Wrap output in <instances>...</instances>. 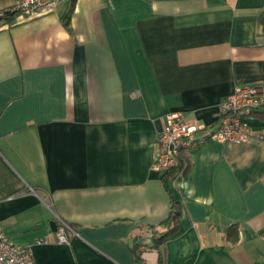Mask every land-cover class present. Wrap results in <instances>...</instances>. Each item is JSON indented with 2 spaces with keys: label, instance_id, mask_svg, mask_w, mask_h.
<instances>
[{
  "label": "crops",
  "instance_id": "1",
  "mask_svg": "<svg viewBox=\"0 0 264 264\" xmlns=\"http://www.w3.org/2000/svg\"><path fill=\"white\" fill-rule=\"evenodd\" d=\"M15 4L0 0V15ZM236 87L264 100V0H59L35 19L3 16V234L35 264H264V141L184 152L169 184L178 230L153 249L147 229L170 210L152 169L165 116L206 136ZM246 123L264 130L253 114Z\"/></svg>",
  "mask_w": 264,
  "mask_h": 264
},
{
  "label": "built area",
  "instance_id": "2",
  "mask_svg": "<svg viewBox=\"0 0 264 264\" xmlns=\"http://www.w3.org/2000/svg\"><path fill=\"white\" fill-rule=\"evenodd\" d=\"M59 0H16L8 11L16 12L18 20H31L53 11ZM264 104L261 90L257 87H236L220 101L217 114V129L206 136L196 135L204 129L196 120H189L182 113H169L165 116L162 129L155 136V155L152 169L160 175L172 169L180 156L194 149L206 138L222 143H253L264 141V130H253L247 123L250 117ZM56 242H68L70 225L56 217ZM48 242L47 240L37 241ZM0 264H35L28 246L13 244L3 234L0 226Z\"/></svg>",
  "mask_w": 264,
  "mask_h": 264
},
{
  "label": "trees",
  "instance_id": "3",
  "mask_svg": "<svg viewBox=\"0 0 264 264\" xmlns=\"http://www.w3.org/2000/svg\"><path fill=\"white\" fill-rule=\"evenodd\" d=\"M10 15L13 17L17 16L16 12L6 11L0 15V18L3 16ZM69 18V13L64 18V24L67 25ZM257 118L264 122V113L263 112H253ZM181 157V156H180ZM188 169V161L184 158H179L177 164L172 169H169L167 172L161 174V179L165 183L167 193L170 200V210L168 216L158 225L156 226H149L147 229L152 234V248L158 249L163 243H165L170 237H172L178 230V220L180 215V204L172 197L171 190L169 188L170 182H172L177 176L183 174ZM227 235L232 241H235L236 230L229 229L227 231ZM158 264H161L159 260Z\"/></svg>",
  "mask_w": 264,
  "mask_h": 264
},
{
  "label": "water",
  "instance_id": "4",
  "mask_svg": "<svg viewBox=\"0 0 264 264\" xmlns=\"http://www.w3.org/2000/svg\"><path fill=\"white\" fill-rule=\"evenodd\" d=\"M50 227H51V230H52L53 232H55L56 224H55L54 222H52V223L50 224Z\"/></svg>",
  "mask_w": 264,
  "mask_h": 264
},
{
  "label": "bare ground",
  "instance_id": "5",
  "mask_svg": "<svg viewBox=\"0 0 264 264\" xmlns=\"http://www.w3.org/2000/svg\"><path fill=\"white\" fill-rule=\"evenodd\" d=\"M56 224V223H55Z\"/></svg>",
  "mask_w": 264,
  "mask_h": 264
}]
</instances>
